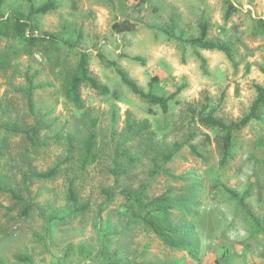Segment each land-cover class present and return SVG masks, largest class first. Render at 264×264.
Instances as JSON below:
<instances>
[{"label":"rangeland","instance_id":"obj_1","mask_svg":"<svg viewBox=\"0 0 264 264\" xmlns=\"http://www.w3.org/2000/svg\"><path fill=\"white\" fill-rule=\"evenodd\" d=\"M53 1L47 14L32 7L50 0H5L1 11L26 38L58 43L28 54L25 38H0V264H264V111L234 133L226 162L222 134L198 123H239L264 86V0ZM203 26L231 58L193 43ZM82 53L111 93L83 86L78 109L63 81ZM109 62L145 92L181 89L169 112ZM144 120L156 137L140 146L128 125Z\"/></svg>","mask_w":264,"mask_h":264},{"label":"trees","instance_id":"obj_2","mask_svg":"<svg viewBox=\"0 0 264 264\" xmlns=\"http://www.w3.org/2000/svg\"><path fill=\"white\" fill-rule=\"evenodd\" d=\"M28 2H31V0H28ZM4 3L5 0H0V17ZM56 8L57 6L55 2L53 0H50V2H48L46 5L40 7L37 10L33 9L32 7V12L38 14H47L51 11H55ZM112 28L117 33L129 32L132 29L128 23H115ZM207 37H208V30L205 26H203L200 37L197 40H194L193 43L197 44L200 48L204 50H217L220 52H224L229 58L232 57L230 46L224 43H216V42L208 41ZM0 38L2 39L25 38L26 47H27L26 52L28 54H31L34 48L42 47V46L47 48L48 45L53 47L55 44L58 43L54 35L45 34L42 37L29 36L26 38L24 26L19 21L12 22L11 19L1 20ZM107 65L117 68L116 64L112 62L107 63ZM1 66L2 65L0 64V68ZM117 74L120 76L124 85L127 88H129L130 91L135 96L144 100L150 106H159L164 113L169 112L171 102L174 101L175 98L181 92V89H178L175 93H173L168 97L158 96L151 92H145L143 89H141L138 83L133 79H131L125 71L117 68ZM83 86H88L100 96H108L111 93L109 87L102 84L97 78L91 75L89 69V57L86 53L81 54L77 66L73 71L68 72L66 74L63 81V91L66 98L69 101H71L78 109L83 108V102L81 98V88ZM256 91H257V99L252 104L249 113L239 123L227 124L224 121L214 117L212 114L200 115L198 117V123L201 126H203L208 130H216L222 134V136L220 137L219 146L222 149L223 162H226L227 159L230 158L234 133L248 126L253 120L261 119V116L264 111V86H257ZM1 111H4V106L2 105V102L0 100V112ZM4 128L8 132H12L15 134L20 133L19 129L12 123L6 124ZM128 130L129 133L133 135V140L134 141L137 140L140 146H143V143H146L148 141H152V142L155 141L156 134L154 133V131L151 130V125L148 120H144L141 123H138L136 126H134V124H129ZM39 131H40L39 129H35L32 136L28 134L29 136L28 138L32 142H35L36 141L35 138L39 134ZM96 138H97L96 133L91 132L89 138L85 142L84 146H85V153L87 156V160L95 158L94 149L96 147ZM193 150L195 149L193 148ZM146 152H149V150H146ZM175 152L165 156V159L167 161H170L174 157ZM57 172H58V167H55L47 173L38 175L36 178L50 179L54 177L57 174ZM70 193L72 195V198H75L74 197L75 194L72 192ZM231 194L234 197L236 196L234 192H231ZM155 228L157 230V227Z\"/></svg>","mask_w":264,"mask_h":264}]
</instances>
